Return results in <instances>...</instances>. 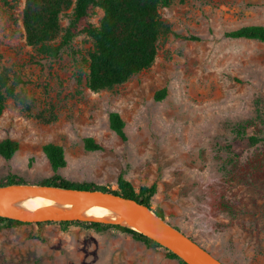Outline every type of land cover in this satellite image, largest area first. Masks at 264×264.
Wrapping results in <instances>:
<instances>
[{
    "label": "rangeland",
    "instance_id": "1",
    "mask_svg": "<svg viewBox=\"0 0 264 264\" xmlns=\"http://www.w3.org/2000/svg\"><path fill=\"white\" fill-rule=\"evenodd\" d=\"M25 2L14 23L0 0V72L7 67L27 81L0 115V141L19 143L11 159L0 155V179L14 174L40 185L57 173L119 190L123 174L136 192L156 183L153 211L161 208L168 222L227 264H264V116L257 117L254 103L264 102V41L228 35L264 26V0L160 6L169 31L158 40L153 64L100 91L87 86L93 39L80 33L59 58H43L27 44ZM104 13L95 7L87 22L99 26ZM71 17L72 8L62 12L63 29ZM113 112L126 138L111 128ZM238 122L246 124V136L261 140L235 144ZM88 138L100 148L89 149ZM48 143L65 152L56 172L43 150ZM64 221L0 228V264H182L162 245Z\"/></svg>",
    "mask_w": 264,
    "mask_h": 264
},
{
    "label": "trees",
    "instance_id": "2",
    "mask_svg": "<svg viewBox=\"0 0 264 264\" xmlns=\"http://www.w3.org/2000/svg\"><path fill=\"white\" fill-rule=\"evenodd\" d=\"M2 2L9 12V18L17 23L14 11L20 0H2ZM170 3L171 0H26L23 9V26L27 44L43 58L57 59L76 36L80 33L89 35L93 39L94 48L88 58L87 86L94 91H100L112 89L125 83L132 76L153 64L157 54L158 40L162 34L169 31V27L160 18L159 8ZM95 7H101L105 11L99 26L87 22ZM70 8H72V17L68 26L63 29L60 24V16L63 11ZM82 22H85L83 26ZM228 35L264 41V26L245 25L229 32ZM59 36H61L60 42H58ZM26 84L27 81L19 71L12 72L7 67L2 68L0 72V115L3 113L6 100L10 97L17 98L19 96L18 87ZM164 93L165 89L162 91V94ZM158 98L161 97L158 96ZM254 103L257 117L263 118V100L256 98ZM110 126L120 137L126 138L125 124L118 113H111ZM233 129L237 133L234 138V143L237 145L242 144L245 139L251 144H256L261 140L255 135L246 136V124L243 122H238ZM86 144L92 150L100 148L92 138H88ZM18 149L19 143L16 140L6 138L0 141V155L5 159H11ZM43 150L55 172L65 166L66 157L61 145L48 143L44 145ZM23 183L27 182L14 174L6 175L0 179V186ZM39 184L110 191L134 198L150 207L151 197L158 189L157 184L153 183L150 186H142L139 192H136L123 174L118 177L119 190H111L91 182L75 183L57 173ZM155 212L165 218L161 208ZM63 223L78 225L96 232L117 229L131 234L148 247L161 246L145 234L120 224L83 220L64 221ZM22 224L25 222L0 216V228ZM36 224L43 225V222ZM169 255L179 258L171 251H169ZM181 262L187 264L183 260Z\"/></svg>",
    "mask_w": 264,
    "mask_h": 264
},
{
    "label": "water",
    "instance_id": "3",
    "mask_svg": "<svg viewBox=\"0 0 264 264\" xmlns=\"http://www.w3.org/2000/svg\"><path fill=\"white\" fill-rule=\"evenodd\" d=\"M25 195H42L63 202L78 203V210L87 205L103 204L131 226L100 220L65 218L62 215L50 218H26L23 215L10 216L4 214H0V216L24 222L83 220L120 224L145 234L176 254L187 264H227L184 231L159 216L150 206L142 204L134 198L103 190L78 189L43 184H10L0 186V208L6 203ZM65 212L68 214L74 213L73 211Z\"/></svg>",
    "mask_w": 264,
    "mask_h": 264
},
{
    "label": "bare ground",
    "instance_id": "4",
    "mask_svg": "<svg viewBox=\"0 0 264 264\" xmlns=\"http://www.w3.org/2000/svg\"><path fill=\"white\" fill-rule=\"evenodd\" d=\"M78 207V203L63 202L42 195H25L6 203L0 208V214L23 215L26 218H50L62 215L65 218L100 220L131 226L103 204L87 205L80 210ZM65 211L74 213L68 214Z\"/></svg>",
    "mask_w": 264,
    "mask_h": 264
}]
</instances>
